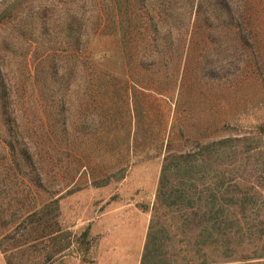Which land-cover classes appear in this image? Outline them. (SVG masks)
<instances>
[{"label":"rangeland","instance_id":"374dc122","mask_svg":"<svg viewBox=\"0 0 264 264\" xmlns=\"http://www.w3.org/2000/svg\"><path fill=\"white\" fill-rule=\"evenodd\" d=\"M192 3L0 0L40 161L0 144V264H264V0Z\"/></svg>","mask_w":264,"mask_h":264},{"label":"trees","instance_id":"16d2710c","mask_svg":"<svg viewBox=\"0 0 264 264\" xmlns=\"http://www.w3.org/2000/svg\"><path fill=\"white\" fill-rule=\"evenodd\" d=\"M207 9L208 0H193L190 15L195 14V22H205L207 19ZM1 26H3L2 23ZM70 26L73 30L71 24H69V27ZM43 29H45V31L42 32V34L45 36L48 34L50 29L46 27ZM89 39V32L86 30L79 31L78 36L76 38L73 37V45L77 50H83L88 44ZM27 42L30 48L28 50L26 49L23 53L20 63L24 65L26 73L31 76L34 72V61L32 59V55H30V50L32 51L34 46L36 47V43L39 45H42L43 43L38 42L36 38L26 39L25 43L27 44ZM52 45V41L44 45L45 53L42 58L45 59L46 62L50 63L51 69H55L57 68L58 61L63 59L64 55L61 54L62 52L59 48H55ZM7 56L8 47L0 46V129L6 134V136H0V144L3 150L6 151L9 149L11 151L16 168L21 173L24 170V175H27L33 181H37L40 178V172L37 166L40 164V161L38 160L35 151H32V145L29 144L30 142L23 143L21 141L23 138L25 139L23 135L25 132V123L22 122L19 124L17 117L14 116L15 111L12 110V105L17 103V101H21L24 94L22 83L17 76H10L7 70L9 66L6 62ZM41 61L42 60L39 62Z\"/></svg>","mask_w":264,"mask_h":264}]
</instances>
